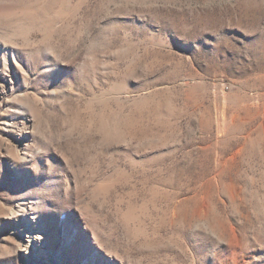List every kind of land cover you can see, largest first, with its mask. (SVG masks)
<instances>
[{
    "label": "rangeland",
    "instance_id": "1",
    "mask_svg": "<svg viewBox=\"0 0 264 264\" xmlns=\"http://www.w3.org/2000/svg\"><path fill=\"white\" fill-rule=\"evenodd\" d=\"M0 264H264V0H0Z\"/></svg>",
    "mask_w": 264,
    "mask_h": 264
},
{
    "label": "bare ground",
    "instance_id": "2",
    "mask_svg": "<svg viewBox=\"0 0 264 264\" xmlns=\"http://www.w3.org/2000/svg\"><path fill=\"white\" fill-rule=\"evenodd\" d=\"M30 239V238H29ZM29 242H31L30 240H29Z\"/></svg>",
    "mask_w": 264,
    "mask_h": 264
}]
</instances>
